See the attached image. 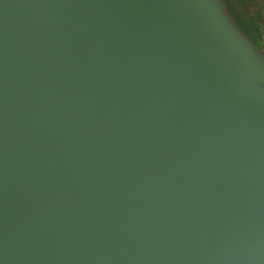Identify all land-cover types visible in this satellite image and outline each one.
Returning a JSON list of instances; mask_svg holds the SVG:
<instances>
[{"label": "water", "instance_id": "water-1", "mask_svg": "<svg viewBox=\"0 0 264 264\" xmlns=\"http://www.w3.org/2000/svg\"><path fill=\"white\" fill-rule=\"evenodd\" d=\"M0 264H264V58L222 0H0Z\"/></svg>", "mask_w": 264, "mask_h": 264}, {"label": "rangeland", "instance_id": "rangeland-1", "mask_svg": "<svg viewBox=\"0 0 264 264\" xmlns=\"http://www.w3.org/2000/svg\"><path fill=\"white\" fill-rule=\"evenodd\" d=\"M226 5L228 13L234 18L238 26L246 34L248 38L252 40L257 47L258 53L264 58V0H230L232 7H228L225 0H222ZM241 18L242 20L255 21V27L250 28L247 22L236 20ZM260 30V35L256 36L255 30Z\"/></svg>", "mask_w": 264, "mask_h": 264}, {"label": "trees", "instance_id": "trees-1", "mask_svg": "<svg viewBox=\"0 0 264 264\" xmlns=\"http://www.w3.org/2000/svg\"><path fill=\"white\" fill-rule=\"evenodd\" d=\"M225 3L227 4V6L230 8V7H232V2L230 1V0H225ZM241 19V18H240ZM239 18H237L236 17V20L237 21H239L240 20ZM250 20L247 22L246 20H242V21H244V22H247V24H248V26L250 27V28H253V27H255V21L254 20H252L251 18H249ZM257 28V27H256ZM255 34H256V36H259L260 35V30H259V28H257L256 30H255Z\"/></svg>", "mask_w": 264, "mask_h": 264}]
</instances>
